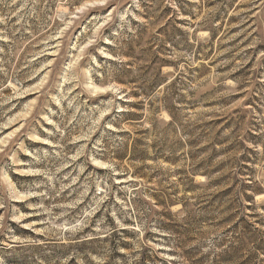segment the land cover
Masks as SVG:
<instances>
[{
    "label": "rangeland",
    "instance_id": "1",
    "mask_svg": "<svg viewBox=\"0 0 264 264\" xmlns=\"http://www.w3.org/2000/svg\"><path fill=\"white\" fill-rule=\"evenodd\" d=\"M0 264H264V0H0Z\"/></svg>",
    "mask_w": 264,
    "mask_h": 264
},
{
    "label": "trees",
    "instance_id": "2",
    "mask_svg": "<svg viewBox=\"0 0 264 264\" xmlns=\"http://www.w3.org/2000/svg\"><path fill=\"white\" fill-rule=\"evenodd\" d=\"M219 141V140H218Z\"/></svg>",
    "mask_w": 264,
    "mask_h": 264
}]
</instances>
